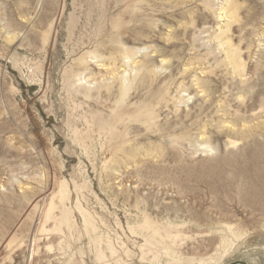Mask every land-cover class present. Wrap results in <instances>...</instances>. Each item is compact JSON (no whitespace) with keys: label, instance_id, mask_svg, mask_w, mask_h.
<instances>
[{"label":"rangeland","instance_id":"rangeland-1","mask_svg":"<svg viewBox=\"0 0 264 264\" xmlns=\"http://www.w3.org/2000/svg\"><path fill=\"white\" fill-rule=\"evenodd\" d=\"M235 261L264 264V0H0V264Z\"/></svg>","mask_w":264,"mask_h":264},{"label":"bare ground","instance_id":"bare-ground-1","mask_svg":"<svg viewBox=\"0 0 264 264\" xmlns=\"http://www.w3.org/2000/svg\"><path fill=\"white\" fill-rule=\"evenodd\" d=\"M230 4L234 5L233 3H230ZM228 7H229V4H228ZM232 7H234V6H232ZM225 8H226V7H225ZM225 8H223V9H225ZM229 8H230V7H229ZM228 10H229V9H228ZM230 10H232V11L234 10V11H235V9H232V8H231ZM223 12H224V11H223ZM229 12H230V11H229ZM226 13H227V12H226ZM231 13H232V12H231ZM224 15H225V14H224ZM219 17H220V16H219ZM228 19H229V18H228ZM228 23H229V22H228ZM230 52H231V51H230ZM232 53H233V52H232ZM130 56H131V55H130ZM236 56H237V55H236ZM234 57H235L234 54H229V58H230V60L233 61V63L235 64L236 62L234 61V60H235ZM132 58H133V56H132ZM132 58H131V59H132ZM235 58H236V57H235ZM129 60H130V59H129ZM236 65H237V64H236ZM236 65H235V66H236ZM237 67H239V66H237ZM240 68H241V66H240ZM237 69H238V68H237Z\"/></svg>","mask_w":264,"mask_h":264},{"label":"water","instance_id":"water-1","mask_svg":"<svg viewBox=\"0 0 264 264\" xmlns=\"http://www.w3.org/2000/svg\"><path fill=\"white\" fill-rule=\"evenodd\" d=\"M230 264H249V263H247L245 261H235V262L230 263Z\"/></svg>","mask_w":264,"mask_h":264}]
</instances>
